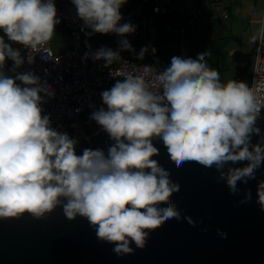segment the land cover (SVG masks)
<instances>
[{"label":"clouds","instance_id":"clouds-1","mask_svg":"<svg viewBox=\"0 0 264 264\" xmlns=\"http://www.w3.org/2000/svg\"><path fill=\"white\" fill-rule=\"evenodd\" d=\"M71 3L81 31L90 30L87 36L121 38L117 50L93 52L89 45L85 60H103V67L110 68L122 51H135L125 37L136 26L121 23L120 9L127 0ZM57 17L54 0H0V220H19L25 214L41 220L59 207L70 221L85 218L97 239L123 257L134 253L132 245L144 249L150 233L169 220L196 223L182 216L171 199L180 185L154 159L160 154L154 141L162 142L176 168L196 162L214 169L217 182H224L231 195L241 192L239 184L256 179L264 166V133L256 126L264 112V19L249 37L256 46L251 85L221 82L208 63L209 51L195 59L173 56L163 70L149 65H139L138 74L111 70L112 77L123 79L116 78L101 92L106 108L94 110L90 119L112 144L107 153L86 148L77 155L78 140L54 129L43 114L45 97L55 95L52 85L32 71L17 72L25 63L34 64L37 55L59 63L50 48ZM9 42L21 45L26 54ZM147 51L142 48L136 58L143 60ZM9 60L13 76L5 71ZM238 163L243 166H232ZM251 199V190L244 189L239 203ZM255 202L264 211V180L257 181ZM216 232L227 238L220 229Z\"/></svg>","mask_w":264,"mask_h":264},{"label":"water","instance_id":"water-1","mask_svg":"<svg viewBox=\"0 0 264 264\" xmlns=\"http://www.w3.org/2000/svg\"><path fill=\"white\" fill-rule=\"evenodd\" d=\"M256 126L264 133V116ZM257 140L254 135L252 143ZM154 143L160 150L154 159L180 185L171 199L195 226L183 219L169 220L150 233L144 249L132 245L133 254L117 257L113 245L99 241L85 218L70 221L58 207L41 220L27 214L19 220H0V264H264V211L255 202L264 166L257 170L256 179L238 185L239 194L231 195L224 182H217L214 169L196 162L176 168L162 142ZM111 144L101 129L76 154L86 148L107 153ZM244 189L251 190L252 199L241 204ZM217 229L227 233V238L221 239Z\"/></svg>","mask_w":264,"mask_h":264},{"label":"built area","instance_id":"built-area-1","mask_svg":"<svg viewBox=\"0 0 264 264\" xmlns=\"http://www.w3.org/2000/svg\"><path fill=\"white\" fill-rule=\"evenodd\" d=\"M58 12L60 23L56 25L55 31L63 30L66 32L71 46L61 52H54V56L59 57V63L53 61L44 62L40 56L35 57V63L29 65L25 63L17 72L32 71L35 75L40 76L51 84L55 95L52 98L45 97L46 102L41 105L44 113L49 115L51 125L54 129L61 133H67L70 137L78 140L75 151L92 135L101 130L97 123L90 119V115L94 110L105 107L102 102L101 92L110 89L117 79H123V76L116 78L110 75V71L126 72L130 74H138L141 70L139 65L154 66L163 70L169 64L163 59H137V55L133 52L122 51L121 58L114 62L110 68H104V61L94 62L92 59L85 60L84 54L89 51H96L101 47L119 48L118 41L103 45H96L92 41L91 36L85 33V29L81 31L82 21L77 18L76 9L72 5L71 0H54ZM209 6L218 9L220 17L227 19L229 17L228 8L222 3V0H130L120 9L123 17L121 23L129 22L136 26L133 34L126 36L133 47L138 36L141 33L140 26L136 19L143 21H151L156 16L166 18L165 30L173 32L171 21L180 14L186 15L184 26L178 27V32L182 33L184 28L193 29L197 26H203L208 20ZM264 19V13L262 16ZM261 19V20H262ZM6 42L7 38H6ZM12 47L19 49L21 55L26 54V49L21 45L12 43ZM256 57V46L253 52L252 69L247 83L251 85L255 78L254 61ZM12 68V61H7L6 66ZM13 76L15 73H9ZM19 83V82H18ZM264 113V112H262ZM261 113V116H262Z\"/></svg>","mask_w":264,"mask_h":264},{"label":"crops","instance_id":"crops-1","mask_svg":"<svg viewBox=\"0 0 264 264\" xmlns=\"http://www.w3.org/2000/svg\"><path fill=\"white\" fill-rule=\"evenodd\" d=\"M222 3L229 10L227 19L220 17L217 8L209 6L206 23L193 29L184 28L182 33L178 32V27L185 25L184 14L171 21L173 32L165 30L166 18L163 16H156L151 21L136 19L141 33L132 47L134 54L137 55L142 48L147 47L144 59H163L170 65L173 56L195 59L199 53L209 51L212 55L208 58V63L220 73L221 82L229 79L247 82L255 47L249 43V37L262 19L264 0H222ZM55 32L63 39L64 45L53 51L61 52L70 48L71 42L66 32ZM3 35L0 31V36ZM91 37L98 46L121 39L115 34H94ZM153 48L156 50L155 54L152 53ZM6 68L12 73L11 66L7 65Z\"/></svg>","mask_w":264,"mask_h":264},{"label":"rangeland","instance_id":"rangeland-1","mask_svg":"<svg viewBox=\"0 0 264 264\" xmlns=\"http://www.w3.org/2000/svg\"><path fill=\"white\" fill-rule=\"evenodd\" d=\"M63 42H64L63 39L61 37L57 36L56 32H55V34L51 40L52 49L54 51H57L59 48H61L64 45Z\"/></svg>","mask_w":264,"mask_h":264},{"label":"trees","instance_id":"trees-1","mask_svg":"<svg viewBox=\"0 0 264 264\" xmlns=\"http://www.w3.org/2000/svg\"><path fill=\"white\" fill-rule=\"evenodd\" d=\"M128 1H130V0H128ZM262 116H264V113H262Z\"/></svg>","mask_w":264,"mask_h":264}]
</instances>
